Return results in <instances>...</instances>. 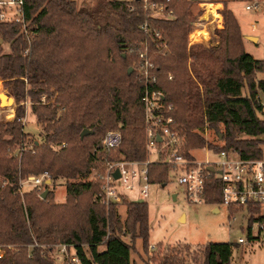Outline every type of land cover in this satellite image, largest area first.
Listing matches in <instances>:
<instances>
[{
    "label": "trees",
    "instance_id": "obj_1",
    "mask_svg": "<svg viewBox=\"0 0 264 264\" xmlns=\"http://www.w3.org/2000/svg\"><path fill=\"white\" fill-rule=\"evenodd\" d=\"M150 1L162 3L172 16H150L143 0L93 5L22 0L24 30L21 23L0 21V79L16 104L7 116L14 119L0 121V246L5 248L0 264H58V244L72 246L79 264H131L136 239L148 251L147 203H127L121 219L116 205L95 201L100 184L91 178V150L110 130L120 131L121 144L108 158H147L144 79L137 70L138 54L145 49L153 64V86L173 107L169 114L182 155L191 159V150L207 147L236 151L246 159L264 157V58L245 52L232 10L223 3L217 44L205 47L188 45L191 23L200 14L195 1ZM145 23L147 32L141 29ZM27 109L40 127V140L24 131ZM205 125L220 144L205 141L200 134ZM85 129L92 134L80 138ZM171 168L150 162L149 183L166 185ZM39 175L50 183L20 194L19 183ZM57 180L65 182L63 202H55L50 190ZM203 202L221 204L220 182L212 174ZM249 210L260 213V206ZM238 245L206 242L201 261L195 257L194 264H233ZM182 248L151 260L184 264L180 255L189 247Z\"/></svg>",
    "mask_w": 264,
    "mask_h": 264
},
{
    "label": "built area",
    "instance_id": "obj_2",
    "mask_svg": "<svg viewBox=\"0 0 264 264\" xmlns=\"http://www.w3.org/2000/svg\"><path fill=\"white\" fill-rule=\"evenodd\" d=\"M22 0L0 1V21H15L26 28L22 13ZM259 3L246 5V10L256 9ZM143 6L150 10V16L169 18L172 12L168 11L162 3H155L150 0H143ZM218 10V9H217ZM213 29L222 28V16L215 18ZM194 23L195 31L198 27ZM251 29L256 25L251 23ZM141 29L147 32V24ZM190 32V33H191ZM188 34V45L198 41H191ZM155 37L160 38L158 33ZM200 44L208 41L203 34L199 35ZM165 46V44H164ZM153 64L148 58L147 50L138 54L137 70L140 77L144 79V89L141 102L144 108V132L145 149L147 158L142 161L128 160L125 158H108L112 152L121 144V133L118 129L108 131L91 150L95 163L91 168V178L100 184V191L95 196V201L106 207L110 205L127 204L137 202L148 196L149 179L148 164L152 162L150 156L156 155L157 161L170 165L171 171L175 174L177 184L185 191L186 199L191 203H202L205 193L206 178L214 175L220 182L221 205L229 213V222L235 220L237 212H246L250 238H238L237 244L246 242L264 243V215L261 208L264 206V157L260 159L242 158L236 151L214 152L207 147L215 156V160L196 161L194 158H187L180 153L181 140L176 131L172 129L173 118L169 114L172 105L164 102V95L161 90L156 89L153 84L155 76L151 74ZM264 113V110H263ZM208 129H203L207 133ZM213 168V172L208 170ZM118 173V177L114 174ZM43 183L49 184L50 180L46 175L29 176L19 183V192L22 194L24 185L40 189ZM137 193V198H129L128 193ZM260 206V213H252L249 207ZM253 217V218H252ZM261 217V218H260ZM260 218V219H259ZM252 219V220H251ZM256 225L257 234H252V225ZM155 245L148 246V252L155 250ZM5 248L0 246V258L3 257ZM54 258L58 264H79L78 257L74 254L72 246L58 244L54 248ZM185 264V263H184Z\"/></svg>",
    "mask_w": 264,
    "mask_h": 264
},
{
    "label": "rangeland",
    "instance_id": "obj_3",
    "mask_svg": "<svg viewBox=\"0 0 264 264\" xmlns=\"http://www.w3.org/2000/svg\"><path fill=\"white\" fill-rule=\"evenodd\" d=\"M87 4L93 5L97 0H80ZM196 2L194 9H199L200 14L191 23L189 33L195 29L194 23L200 24L197 29L203 30V35L208 39L202 41L207 44L203 46L217 44L215 35V21H212L215 9L218 7V13L223 9V3L234 13L243 35V45L245 52L255 59L264 58V0H192ZM259 3L256 9L246 10V5ZM207 4H214L216 7L206 8ZM215 18L217 16H214ZM205 18V19H204ZM200 19V20H199ZM254 23L255 29L250 25ZM188 33V34H189ZM248 36L256 37V42L247 39ZM197 37V36H196ZM200 40L196 43L200 44ZM195 44V43H194ZM4 51L8 47L3 45ZM262 75H258L261 78ZM0 94L12 97V95L3 86L0 79ZM13 98V97H12ZM9 106L0 103V121H11L14 116L7 119L8 114L15 109V102L9 101ZM28 105V104H27ZM29 107V105L27 106ZM4 110V111H3ZM24 131L34 140H40V127L36 123L35 117L27 109L23 118ZM206 126V125H205ZM204 126V128H205ZM203 128V129H204ZM207 128V126H206ZM208 129V128H207ZM205 141L214 144H220L217 135L208 129L207 133L200 131ZM264 139V135L262 136ZM264 149V146H262ZM192 158L196 161L215 160L216 156L208 151L205 147L190 151ZM150 160L157 161L156 155L152 154ZM64 180H57L53 185L50 184V190L53 191V200L63 202L65 199ZM31 189L30 186L24 185L22 191ZM129 198H137V193H128ZM147 203L149 213V245H155V250L144 252L142 242L136 239L134 248L131 252V264H153L152 258L158 257L173 248L178 249L185 246L189 251L181 253V258L185 264H194V258L200 260V249L206 242H230L237 243L238 238H246L249 232L246 212H237L235 220L229 222V213L221 205H210L204 202L191 203L186 199L184 188L177 184L175 174L172 171L168 173V182L166 185L159 183H149L148 196L143 199ZM218 207L219 211L214 212L213 208ZM117 212L122 219L126 215V204H119ZM264 215V206L261 208ZM252 234H257L256 225H252ZM129 242L128 238H124ZM159 244V245H158ZM11 248V247H8ZM197 258V259H198ZM201 261V260H200ZM233 264H264V243L246 242L238 245L233 251Z\"/></svg>",
    "mask_w": 264,
    "mask_h": 264
},
{
    "label": "bare ground",
    "instance_id": "obj_4",
    "mask_svg": "<svg viewBox=\"0 0 264 264\" xmlns=\"http://www.w3.org/2000/svg\"><path fill=\"white\" fill-rule=\"evenodd\" d=\"M211 6H214V7H216L214 4H207V7L206 8H211ZM218 7H216V9H215V14H214V16H217L216 18H218V19H220L221 18V16H220V14L218 13ZM205 19V18H204ZM200 20V19H199ZM200 34H203V30H200V29H196L195 31H193V32H191L190 33V39H191V41H193L195 38H196V36H198V38L195 40V41H199V35ZM8 97L9 96H7V95H2V94H0V99L2 100V103H5V104H7L8 106H9V108H8V110L10 109V104H9V100H8ZM1 111V110H0ZM4 111V110H3Z\"/></svg>",
    "mask_w": 264,
    "mask_h": 264
},
{
    "label": "water",
    "instance_id": "obj_5",
    "mask_svg": "<svg viewBox=\"0 0 264 264\" xmlns=\"http://www.w3.org/2000/svg\"><path fill=\"white\" fill-rule=\"evenodd\" d=\"M247 39H249V40H251L253 42H256V37L248 36ZM131 71H132V68H129L128 69V73H130ZM8 100L14 102V100H13L12 97H8ZM0 103H2V100L1 99H0ZM91 134H92V131H89V130H86L85 129V130L81 131L80 138H83L84 136L91 135ZM208 170L211 171V172H213V168L212 167H208ZM114 176L115 177H118V173L116 172L114 174ZM46 194H47V190L43 191L42 194L40 195V198L41 199H45ZM137 202H140L141 203V202H144V201L142 199H140Z\"/></svg>",
    "mask_w": 264,
    "mask_h": 264
},
{
    "label": "crops",
    "instance_id": "obj_6",
    "mask_svg": "<svg viewBox=\"0 0 264 264\" xmlns=\"http://www.w3.org/2000/svg\"><path fill=\"white\" fill-rule=\"evenodd\" d=\"M0 1H9V0H0ZM213 211H214V212H218V211H219V208H218V207H214V208H213ZM121 219H122V218H121Z\"/></svg>",
    "mask_w": 264,
    "mask_h": 264
}]
</instances>
